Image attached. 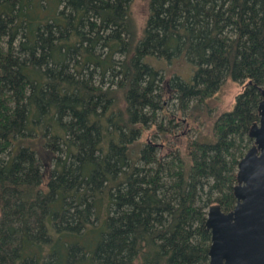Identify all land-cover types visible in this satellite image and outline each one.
Here are the masks:
<instances>
[{
	"label": "trees",
	"instance_id": "trees-1",
	"mask_svg": "<svg viewBox=\"0 0 264 264\" xmlns=\"http://www.w3.org/2000/svg\"><path fill=\"white\" fill-rule=\"evenodd\" d=\"M132 3L0 0V264H209V208L236 206L260 121L264 0H148L143 26ZM228 79L211 137L140 143Z\"/></svg>",
	"mask_w": 264,
	"mask_h": 264
},
{
	"label": "water",
	"instance_id": "water-1",
	"mask_svg": "<svg viewBox=\"0 0 264 264\" xmlns=\"http://www.w3.org/2000/svg\"><path fill=\"white\" fill-rule=\"evenodd\" d=\"M262 95L260 121L250 130L254 144L238 165L237 204L229 212L217 204L208 211L209 264H264V89Z\"/></svg>",
	"mask_w": 264,
	"mask_h": 264
},
{
	"label": "rangeland",
	"instance_id": "rangeland-1",
	"mask_svg": "<svg viewBox=\"0 0 264 264\" xmlns=\"http://www.w3.org/2000/svg\"><path fill=\"white\" fill-rule=\"evenodd\" d=\"M132 12L139 26H143L148 16V0H133ZM176 71L186 80H189L192 76L193 66L184 59H178L166 70L167 77ZM243 88V84L228 79L215 96L207 101L206 105H202L201 108L195 110L194 116L188 115L187 119H185L186 116L184 114L175 111L176 105L173 100L169 99V104L166 102L167 109L170 113H175V124H178L173 130L174 132L168 134L170 144L169 142H164V139L160 137L162 133L159 132V125H168L169 120V116H165L163 112H159L158 120H154L145 128L140 143L145 141L154 142L161 146V153L166 154L174 146L184 151L189 140L195 139L196 137L200 136L201 139L211 137L214 119L219 114L234 108L237 95ZM155 134L159 136L155 137Z\"/></svg>",
	"mask_w": 264,
	"mask_h": 264
}]
</instances>
